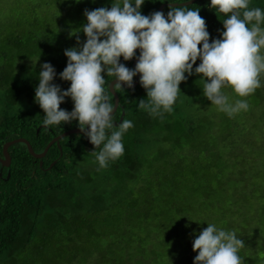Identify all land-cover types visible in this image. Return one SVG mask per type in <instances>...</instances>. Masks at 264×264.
Segmentation results:
<instances>
[{
	"label": "trees",
	"instance_id": "trees-1",
	"mask_svg": "<svg viewBox=\"0 0 264 264\" xmlns=\"http://www.w3.org/2000/svg\"><path fill=\"white\" fill-rule=\"evenodd\" d=\"M172 1L186 0H145L141 14L149 16L161 3ZM114 2L122 0H0V156L10 139L25 137L41 152L56 135L79 127L78 120L43 125L46 114L35 99L39 72L42 64L50 63L56 71L53 83L62 90L70 88L71 82L62 80L60 73L68 63L65 50L81 46L77 36L81 44L87 40L82 31L85 10L111 9ZM174 7L199 10L210 42L222 39L228 17L213 9L211 0ZM257 7L264 11V0H249V9ZM171 8L165 7V17ZM134 58L121 57L120 63L134 69ZM200 63L198 59L191 76L185 73L172 111L161 108L162 118L138 107L148 98L140 80L131 88H115L120 102L114 124L128 119L133 127L122 137L124 154L109 160L107 167L101 168L91 153L101 149L81 133L54 142L42 158L25 142L9 147L11 164L0 174V264H194L198 252L193 251V241L209 223L236 231L245 244L238 252L242 264H264V148L257 146L259 138L245 120L223 127L216 155H205L185 139L190 143L185 153L168 150L178 157L160 164L154 176L151 159L145 158L148 146L168 143L173 131L180 132L181 121L171 120L179 111L180 95L185 93L187 107L199 102L192 93L203 91L195 87L199 75L194 69ZM102 75L114 106L110 82L116 77L106 71ZM60 107L71 112L74 102L66 97ZM186 121L187 116L190 139L199 128L187 129ZM259 121L255 127L264 131ZM166 166L174 169L167 173ZM133 179L134 188L112 195ZM164 196L173 205L185 196V208L167 209L160 200ZM67 249L71 254L64 256Z\"/></svg>",
	"mask_w": 264,
	"mask_h": 264
},
{
	"label": "clouds",
	"instance_id": "clouds-1",
	"mask_svg": "<svg viewBox=\"0 0 264 264\" xmlns=\"http://www.w3.org/2000/svg\"><path fill=\"white\" fill-rule=\"evenodd\" d=\"M144 2L122 0L114 2L111 9L85 10L87 24L82 31L87 40L81 44L77 36L81 46L65 50L68 63L60 78L71 82L67 90L53 83L56 71L50 63L42 64L39 72L35 99L46 114L43 125L78 120L80 130L101 149L91 152L101 168L124 154L122 137L133 127L128 119L114 124V106L104 88L105 71L108 77H116L115 88L133 87V78L140 74L148 98L140 100L138 107L161 118V108L172 111L180 84L187 79L185 73L193 74L198 59L201 63L194 72L206 80L204 95L229 117L247 110L249 104L241 99L230 102L223 86H230L239 97H247L261 86L264 11L249 9V0H211V7L228 17L223 20L222 39L212 42L199 10L173 7L167 17L161 11L145 16L140 11ZM137 49L141 51L134 69L120 63L121 57L132 60ZM66 97L74 102L71 112L60 107ZM243 247L236 231L209 223L193 241V251L198 252L194 264H242L238 252Z\"/></svg>",
	"mask_w": 264,
	"mask_h": 264
},
{
	"label": "rangeland",
	"instance_id": "rangeland-1",
	"mask_svg": "<svg viewBox=\"0 0 264 264\" xmlns=\"http://www.w3.org/2000/svg\"><path fill=\"white\" fill-rule=\"evenodd\" d=\"M261 27L264 28V25ZM261 54L264 55V49L261 50ZM198 79L199 82L195 84L197 91L198 88L203 87L204 83L206 82L202 75H199ZM259 79L261 86L257 88L253 94L247 97H239L228 85L222 87V92L229 97L230 102L234 103L235 100L241 99L246 100L249 104V108L247 110H241L231 117H229L227 113L220 111L217 106L212 105V102L207 99L203 91L192 93V96L196 97L197 102L199 101L192 107L185 106V93H182L179 97V102L177 105L179 111H175L171 119L173 121H181L180 132L173 131L171 141L168 143L159 142L147 147L148 154L146 153L145 158L151 159V172L153 176V171H155L160 164H168L169 160L178 157V153L173 154L171 152H168V150H172L173 148H176L177 151L181 153H185V144L190 145L191 143L192 145H196L199 148L203 149L205 151V155H216V153H220L223 127H226V125L231 123L233 120H245L249 127H251L252 132L254 131L255 135H257V137L259 138L257 146L263 149L264 131L256 128L255 122L257 120H260L259 123L262 126L264 124V72L261 73ZM199 83L202 85H200ZM185 116H187L188 119V121H186L187 129H189L190 127H197V129L199 128V131L195 132V136L190 139L187 138L190 132L188 131L189 134L188 132H185ZM185 139L190 143H188L187 141L185 142ZM91 164L92 165L90 170L92 171L93 175L96 176V165L93 163ZM171 169H174V167L166 166L163 170L167 173H170ZM165 176L166 175L163 173L160 180H164ZM136 179L129 180V182L125 184L126 187L123 184L119 189H117L115 193H112V195H124L131 188H134ZM105 193L107 196L110 194L109 185L105 187ZM160 200L162 204L167 207V209H170L173 212L177 211L179 208H185V196L182 198V200H177L175 205H173L171 201L169 202V198H167L166 196L162 197ZM63 252L65 253L64 256H68L71 254L69 253V249H67V251L64 250Z\"/></svg>",
	"mask_w": 264,
	"mask_h": 264
},
{
	"label": "water",
	"instance_id": "water-1",
	"mask_svg": "<svg viewBox=\"0 0 264 264\" xmlns=\"http://www.w3.org/2000/svg\"><path fill=\"white\" fill-rule=\"evenodd\" d=\"M195 1H196V0H186V1H180V2H179V1L163 2V3H161V4L159 5V7H158V11L163 12V10L165 9L166 6H172V7H174V6H177V5H188V4H191V3L195 2ZM136 51H138L139 54H138L137 57H135L134 60H133V64H134L135 67H136V64L138 63V57H139V55H140V51H141V50H140V49H137ZM115 79H116V78L112 79L111 82H110V89H111V92H112V93L114 94V96H115L114 112H113V114H114L115 111L117 110V108H118V106H119V102H120V99H119L118 93H117V91H116V89H115V83H116ZM139 80H140V74H137V75L135 76V80L133 81V87L136 86V85L139 83ZM123 86L128 87L126 84L123 85ZM128 88H130V87H128ZM121 120H122V118H121ZM116 123H119V122H116ZM71 133H81V134L85 135V133L82 132V131L80 130L79 127L68 129V130H66V131H64V132H62V133L56 135L53 139H51V140L49 141V143L47 144V146L45 147V149H44L43 151H41V152H36V151L34 150V148L32 147L31 142H30L27 138H25V137H17V138L10 139V140L6 141V142L4 143V145H3V155L0 156V162H1L0 174H2V170H3V167H4V166H7V167H8V166L11 164V154H10V152H9V147H10L12 144H14V143H16V142H25V143L27 144V146H28L29 151H30L35 157H37V158H42V157H44V156L46 155L48 149L50 148V146H51L54 142L59 143V140H60L62 137L66 136V135H68V134H71ZM89 141H90V140H89ZM90 143H91V142H90ZM55 162H56V160L52 162V164L50 165V167H51ZM9 175H10V172H8V175H7L5 178L7 179V178L9 177Z\"/></svg>",
	"mask_w": 264,
	"mask_h": 264
}]
</instances>
